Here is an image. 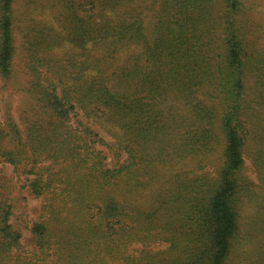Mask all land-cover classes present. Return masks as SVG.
<instances>
[{"label": "trees", "instance_id": "obj_1", "mask_svg": "<svg viewBox=\"0 0 264 264\" xmlns=\"http://www.w3.org/2000/svg\"><path fill=\"white\" fill-rule=\"evenodd\" d=\"M15 1L0 0V90L21 46L31 101L0 119V162L43 203L28 252L0 169V264H264V47L248 0H27L25 20ZM251 200L259 240L241 251Z\"/></svg>", "mask_w": 264, "mask_h": 264}, {"label": "rangeland", "instance_id": "obj_2", "mask_svg": "<svg viewBox=\"0 0 264 264\" xmlns=\"http://www.w3.org/2000/svg\"><path fill=\"white\" fill-rule=\"evenodd\" d=\"M37 1L41 3H47L49 5L53 4L54 2L53 0ZM248 3L253 6V9L247 13V17H249L253 26V28H251V23L249 22L252 37L256 40L258 36L259 44L264 47V0H248ZM26 5L27 0L15 1L14 7L17 19L25 20L24 16L27 10ZM51 10L58 11V7L55 5V8L54 6L51 7ZM18 50L19 56H22L21 46H19ZM19 56L16 58L14 74L12 78H10V80L7 82L6 88L0 90V119L2 120L4 118V112L8 110V112L14 117V119L19 122V113L22 110L27 109L31 101L28 93L26 92L28 76L22 71L20 67L21 62ZM255 122H264V112L256 117ZM73 123L76 125L78 124V122H75V117L73 118ZM98 131L105 139L106 144H98L97 147L103 150L109 156L108 161L111 162L113 152L112 146L114 145V140L102 130L99 129ZM246 166L247 172L250 177L256 180L255 166L253 165L252 158L249 155L246 156ZM0 169H2L3 172L7 175H10L14 180L15 188L13 191V200L15 207L11 220L22 230L21 241L24 248L28 252H32L35 250L36 246L34 242V235L31 232L30 228L32 226V223L38 218L43 202L40 198L33 197L30 194L28 188L24 186L25 176L17 175L14 171L13 165L5 162H0ZM257 212L260 213V207L257 201H246V205L242 209L241 236L243 239L249 237L250 240L247 239L243 241L244 243L240 247L241 251L245 250L244 248L248 249L247 247L253 245L254 242H257V240H259V234L254 228L256 225L254 215L256 217ZM166 247V243L152 244L150 246V248L153 250H164L166 249ZM240 250L239 252H241Z\"/></svg>", "mask_w": 264, "mask_h": 264}]
</instances>
